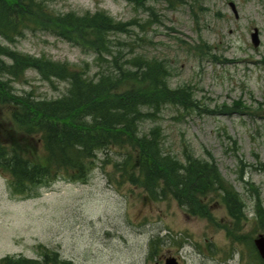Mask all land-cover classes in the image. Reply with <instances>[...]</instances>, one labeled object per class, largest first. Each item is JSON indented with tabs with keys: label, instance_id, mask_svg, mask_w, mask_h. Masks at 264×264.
I'll return each instance as SVG.
<instances>
[{
	"label": "rangeland",
	"instance_id": "374dc122",
	"mask_svg": "<svg viewBox=\"0 0 264 264\" xmlns=\"http://www.w3.org/2000/svg\"><path fill=\"white\" fill-rule=\"evenodd\" d=\"M147 5L152 13L125 0L50 2L60 12L101 8L115 19H134L139 24L118 35L126 43L116 48L127 56L141 52L164 59L172 68L169 84H188L209 109H224L223 103L238 99L248 107L238 114L186 112L165 105L144 127L160 124L165 149L177 157L182 158L181 147L187 144L196 156L217 164L243 198L248 218L242 230L254 238L264 233L252 217L257 195L264 208V0H149ZM254 27L260 40L256 47L250 40ZM200 41L211 45L210 54L193 53L189 46ZM4 44L86 67L91 77L105 70V61L96 60L90 49L43 31L24 29L14 42ZM13 83L18 93L33 88L48 98L60 96L67 87L64 81H43L34 71ZM8 117L6 107L0 106V120ZM119 158L112 154L110 164ZM104 170L110 166L99 163L86 183L57 180L29 198L12 196L0 175V257H37L42 244L73 264H157L168 256L180 264H260L250 247L232 242L216 222L187 214L171 196L151 201L138 187L116 188ZM211 212L217 222H229L223 204L213 202ZM156 236V251L150 253L149 241Z\"/></svg>",
	"mask_w": 264,
	"mask_h": 264
},
{
	"label": "trees",
	"instance_id": "16d2710c",
	"mask_svg": "<svg viewBox=\"0 0 264 264\" xmlns=\"http://www.w3.org/2000/svg\"><path fill=\"white\" fill-rule=\"evenodd\" d=\"M52 0H0V106L9 117L0 120V175L14 197H37L40 189L56 180L86 183L91 171L106 163V176L116 188H140L151 201L172 197L187 214L216 222L234 243L250 247L258 256L252 237L243 232L246 204L240 193L221 174L217 164L194 154L189 145L181 147L182 158L163 145V129L146 120H155L165 105L186 112H236L248 107L238 99L209 109L195 98L188 84L171 86L170 63L164 59L127 54L118 46L126 42L118 35L132 32L134 19L119 20L106 10L60 12ZM150 10L149 0H125ZM173 2V0H169ZM43 31L73 45L90 49L96 60L105 61V70L94 77L86 67L44 54L21 53L7 44L23 30ZM195 55L210 54L204 41L190 45ZM132 50V49H131ZM212 54V53H211ZM34 71L41 80L64 81L66 90L57 97H43L33 88L18 93L13 82ZM103 154V158L100 157ZM110 153L118 155L110 164ZM250 189L257 191L253 186ZM213 202L223 204L228 223L212 216ZM252 217L264 230V208L254 199ZM159 237L150 239L149 252L156 251ZM37 257L6 254L0 264H73L59 251L38 245Z\"/></svg>",
	"mask_w": 264,
	"mask_h": 264
},
{
	"label": "water",
	"instance_id": "95a60500",
	"mask_svg": "<svg viewBox=\"0 0 264 264\" xmlns=\"http://www.w3.org/2000/svg\"><path fill=\"white\" fill-rule=\"evenodd\" d=\"M231 9L234 12L235 15H237V11L234 7L233 3H230ZM251 36V41L254 46H257L259 44V37H258V29L254 28L253 32L250 34ZM253 244L256 247L259 256L263 259L264 261V234H259L253 239ZM161 264H178V261L176 260L175 257L169 256L166 257L164 262Z\"/></svg>",
	"mask_w": 264,
	"mask_h": 264
}]
</instances>
